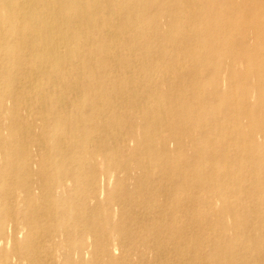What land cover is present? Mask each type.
Returning a JSON list of instances; mask_svg holds the SVG:
<instances>
[{
  "label": "bare ground",
  "instance_id": "bare-ground-1",
  "mask_svg": "<svg viewBox=\"0 0 264 264\" xmlns=\"http://www.w3.org/2000/svg\"><path fill=\"white\" fill-rule=\"evenodd\" d=\"M11 256L264 264V0H0Z\"/></svg>",
  "mask_w": 264,
  "mask_h": 264
},
{
  "label": "rangeland",
  "instance_id": "rangeland-1",
  "mask_svg": "<svg viewBox=\"0 0 264 264\" xmlns=\"http://www.w3.org/2000/svg\"><path fill=\"white\" fill-rule=\"evenodd\" d=\"M112 188V187H111ZM23 239V236L21 237V240ZM117 254L119 255L120 253L119 252H117ZM117 255V256H118ZM17 263H20L19 262V260L17 259V257H15V256H11V258H10V264H17ZM21 264H25V263H23L22 261H21Z\"/></svg>",
  "mask_w": 264,
  "mask_h": 264
}]
</instances>
